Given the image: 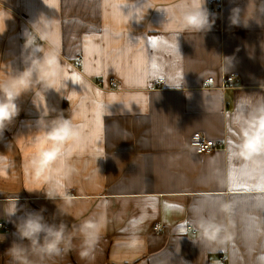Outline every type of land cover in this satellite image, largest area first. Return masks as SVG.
<instances>
[{
    "label": "crops",
    "instance_id": "crops-1",
    "mask_svg": "<svg viewBox=\"0 0 264 264\" xmlns=\"http://www.w3.org/2000/svg\"><path fill=\"white\" fill-rule=\"evenodd\" d=\"M211 1H220V9L210 11ZM186 2L3 0L12 19L0 34V76L23 70L24 33L40 19L33 27L47 39L37 43L55 48L67 81L60 92L20 97L19 115L0 136V221L10 225L8 232L0 227V264H10L6 251L19 242V217L42 208L49 223L63 220L71 227L103 216L105 226L94 258H81L73 234L66 254L37 264H264V182L242 176L245 162L228 155L231 114L244 94H264V27L255 21L231 25V10L245 9L248 0H206L216 14L212 28L177 40L174 29L163 25L164 10ZM222 56L235 57L228 73L239 75L238 84L204 86L207 77L217 84L226 74ZM109 77L119 82L117 90L94 83L105 85ZM47 113L46 120L63 114L83 125L82 142L69 146L76 172L63 182L68 199L57 202L43 191H28L38 186L23 168ZM193 131L220 147L196 153L188 145ZM16 197L18 211L7 216ZM225 200L234 204L233 239L222 246L194 242V218ZM57 204L69 215L53 220ZM156 223L159 232L152 230Z\"/></svg>",
    "mask_w": 264,
    "mask_h": 264
},
{
    "label": "clouds",
    "instance_id": "clouds-1",
    "mask_svg": "<svg viewBox=\"0 0 264 264\" xmlns=\"http://www.w3.org/2000/svg\"><path fill=\"white\" fill-rule=\"evenodd\" d=\"M164 11L167 19L163 25L174 29L176 39L184 33L202 35L215 23L216 14L209 12L206 0H188L179 9L172 7ZM10 19L11 10L4 8L3 0H0V34L6 31V22ZM39 20L31 25V31L26 30L24 33L23 70L11 69L0 76V136H3L19 115L17 101L20 97L36 90L43 93L49 89L60 92L66 85V68L55 48L45 50L36 41L33 25H38ZM229 20L233 26L247 27L249 21H255L257 25L264 27V0H248L245 9L234 7ZM35 32L41 33L42 30L37 26ZM40 38L47 39V36L42 34ZM222 57L227 74L233 67L235 57ZM181 86L178 84L175 88ZM261 87L264 88V84ZM47 115L48 113L38 121L39 131L34 136L32 150L27 154L23 168L31 182L38 186L28 191H43L47 199L57 202L68 199L63 182L76 172V168L70 163L72 150L69 146L82 142L83 133L72 118H65L60 114L46 120L44 117ZM228 131L233 137L228 148L229 159L245 162L241 170L242 176L258 178L264 182V94H244L238 110L231 114ZM17 202L18 197L6 213L7 216L15 215L18 211ZM64 207L63 204H57L58 211L53 220L57 216L69 215ZM233 209V202L225 200L216 211L198 214L194 218L198 240L194 242L216 246L230 242L233 239ZM44 211L46 209L43 208L39 211H25L19 217L16 222L19 242H13L6 251L10 264H37V261L45 258L62 256L70 250L73 234L80 239L81 258H94L105 226L103 216H89L69 227L63 220L49 223L43 215ZM3 239L4 237H0V241Z\"/></svg>",
    "mask_w": 264,
    "mask_h": 264
},
{
    "label": "built area",
    "instance_id": "built-area-1",
    "mask_svg": "<svg viewBox=\"0 0 264 264\" xmlns=\"http://www.w3.org/2000/svg\"><path fill=\"white\" fill-rule=\"evenodd\" d=\"M221 7V2L220 1H211L210 3V11H215L217 9H220ZM34 29V35L36 37V41H40V35L35 32V28ZM28 31H31V27L29 26L27 28ZM239 82V75L237 73H228V74H223L220 76L219 78V82L217 84L214 83V77L213 76H209L205 79V85L206 87H211V88H217V89H222V90H226V89H230V88H234V86H236ZM95 85L100 86V87H106L110 90H115L116 88L118 89L119 87V82L113 78V77H109L106 82L105 85L103 84V82L101 80H96L94 81ZM157 83H162V79H159L157 81ZM219 143H217L216 141H214L212 138H209L208 136H206L203 132L200 131H193L191 137L189 138L188 141V145L194 149V151L198 154H207L210 153L211 151H213L215 148L220 147L218 145ZM0 227L5 231L8 232V230L10 229V225L5 223L4 221H0ZM187 228H190V226H188ZM152 230L154 232H159L160 230V226L156 223L153 225Z\"/></svg>",
    "mask_w": 264,
    "mask_h": 264
},
{
    "label": "snow or ice",
    "instance_id": "snow-or-ice-1",
    "mask_svg": "<svg viewBox=\"0 0 264 264\" xmlns=\"http://www.w3.org/2000/svg\"><path fill=\"white\" fill-rule=\"evenodd\" d=\"M149 43L152 44L153 46H155V44L157 43V41L155 39H151V40H149ZM173 47H175V46L173 45ZM73 79H77V78L76 77H73ZM78 127H83V125H80ZM229 179H230V182L232 183V185L235 186V184H236V177L234 175L230 174Z\"/></svg>",
    "mask_w": 264,
    "mask_h": 264
},
{
    "label": "rangeland",
    "instance_id": "rangeland-1",
    "mask_svg": "<svg viewBox=\"0 0 264 264\" xmlns=\"http://www.w3.org/2000/svg\"><path fill=\"white\" fill-rule=\"evenodd\" d=\"M39 34V33H38ZM42 40V39H41ZM39 42V41H38ZM115 90H117V88L115 89Z\"/></svg>",
    "mask_w": 264,
    "mask_h": 264
}]
</instances>
